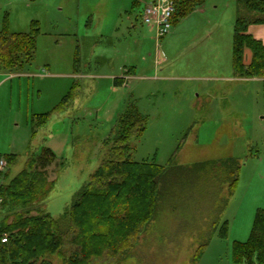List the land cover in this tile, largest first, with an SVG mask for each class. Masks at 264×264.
<instances>
[{
  "label": "rangeland",
  "instance_id": "rangeland-1",
  "mask_svg": "<svg viewBox=\"0 0 264 264\" xmlns=\"http://www.w3.org/2000/svg\"><path fill=\"white\" fill-rule=\"evenodd\" d=\"M133 1L0 0V31L6 24L28 33L32 22L40 29L31 62L0 67V154L18 158L12 166L1 160L8 177L0 175V185L35 151L52 147L58 158L47 173L55 186L39 209L60 219L133 103L147 124L131 143L132 159L178 174L136 247L107 264H235L234 244L250 239L264 210V80L238 79L233 69L235 22L264 18L246 10L245 2L260 0H194V10L161 39L142 18L149 0ZM133 66L136 78L114 87V77ZM74 86L70 109L53 113L33 138L34 115L52 112ZM237 166L233 178L227 171ZM50 260L62 264L58 256Z\"/></svg>",
  "mask_w": 264,
  "mask_h": 264
},
{
  "label": "trees",
  "instance_id": "trees-1",
  "mask_svg": "<svg viewBox=\"0 0 264 264\" xmlns=\"http://www.w3.org/2000/svg\"><path fill=\"white\" fill-rule=\"evenodd\" d=\"M174 1L172 27L196 6L194 0ZM245 3L247 11L264 14V0ZM133 5L141 3L134 0ZM253 24H264V18L252 20L239 16L235 22L233 69L240 78L264 79V43L249 33V26ZM39 32L37 22H32L28 33H12L5 24L0 31V67L22 69L31 62ZM247 51L251 53L249 60ZM75 88L52 112L34 115L33 138L53 113L68 109L77 94ZM146 118L137 105H127L104 142L107 151L100 166L91 174L75 204L66 209L60 219L39 209L55 186V181L48 179L47 169L58 157L49 147L35 151L22 171L2 183L0 211L6 216L0 223V264H53L50 258L54 256H58L62 264H107L125 260L155 219L162 195L172 189L178 174L155 163L132 159L131 143L144 135ZM4 159L10 166L18 162L14 154L5 157L0 154V161ZM236 171L238 166L227 172L234 178ZM3 174L8 177V173L0 170V175ZM236 188L235 178L231 193ZM34 209L36 215L31 214ZM11 217L13 221L8 222ZM224 228L222 236L226 233V224ZM6 234L7 241L3 242ZM207 245L200 247L196 263ZM233 260L235 264L264 263V210L257 211L250 239L234 244Z\"/></svg>",
  "mask_w": 264,
  "mask_h": 264
},
{
  "label": "built area",
  "instance_id": "built-area-1",
  "mask_svg": "<svg viewBox=\"0 0 264 264\" xmlns=\"http://www.w3.org/2000/svg\"><path fill=\"white\" fill-rule=\"evenodd\" d=\"M142 18L145 24L156 30L159 39L168 35L172 29V17L175 14L176 4L174 0H149L144 1ZM0 169L5 167L3 161L0 162ZM7 241L5 235L2 239Z\"/></svg>",
  "mask_w": 264,
  "mask_h": 264
},
{
  "label": "crops",
  "instance_id": "crops-1",
  "mask_svg": "<svg viewBox=\"0 0 264 264\" xmlns=\"http://www.w3.org/2000/svg\"><path fill=\"white\" fill-rule=\"evenodd\" d=\"M249 33L252 34L256 39H258V40H260V41H262L264 43V24H261V25L260 24L250 25L249 26ZM250 56H251L250 51H247L246 57H247L248 60L250 59ZM124 72L125 73L123 74L124 75L123 77H114V82H113L114 87L125 86L128 80L136 78L137 73H138V69L135 66L127 67V69H125ZM235 77L238 78V79H241V80H257L258 79V78H256V79L255 78L254 79H246V78H240V77H237V76H235ZM70 107H71V105L68 107L66 112L70 109ZM63 113H65V111ZM75 123H76V121H75ZM49 148L54 151V149L52 147H49ZM54 153L56 154L55 151H54ZM64 166H65V163H64Z\"/></svg>",
  "mask_w": 264,
  "mask_h": 264
}]
</instances>
